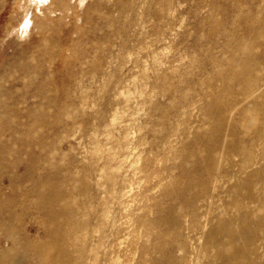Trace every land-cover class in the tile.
<instances>
[{
    "label": "rangeland",
    "instance_id": "374dc122",
    "mask_svg": "<svg viewBox=\"0 0 264 264\" xmlns=\"http://www.w3.org/2000/svg\"><path fill=\"white\" fill-rule=\"evenodd\" d=\"M3 146L79 264H218L231 220L264 264V0H0ZM0 166L23 264L53 226Z\"/></svg>",
    "mask_w": 264,
    "mask_h": 264
},
{
    "label": "bare ground",
    "instance_id": "6f19581e",
    "mask_svg": "<svg viewBox=\"0 0 264 264\" xmlns=\"http://www.w3.org/2000/svg\"><path fill=\"white\" fill-rule=\"evenodd\" d=\"M11 150L13 149L8 148L7 146L0 147V165L5 164L8 170L13 173L8 179L12 193L16 196L17 194L20 196H29V192L36 193L38 195L37 209L45 218L43 224L53 226L52 230L48 229V231L44 233L46 239L41 245L31 246L29 243L22 244L24 249H31L33 251L31 257L27 258L23 264H79L84 252L78 250L77 252L79 256L76 259L74 253L66 248V242L69 239L68 236L70 233L74 230L78 231L83 224L66 226L60 222V193L55 190L52 196H44L37 189L38 184L42 183L46 177L44 180L33 179L31 189H29V187L22 188V181L27 178L29 182V174L31 175L32 172L28 167L27 170L25 169L24 174L18 173L19 168L23 165L21 164V159L19 157L9 158L6 155V153L9 154ZM16 151H19V149H16ZM3 176L5 175L0 170V180H3ZM21 200L22 199L18 198L3 202L0 199V231L8 230L9 232L10 230L9 236L7 237L8 241L12 240V237L15 236H19V240H21L22 237L20 238V236L24 234L21 231V228L23 227V222L28 218L26 212L29 210V203ZM16 210H21L22 213H16ZM64 213H66L68 220L73 219L70 213ZM233 222L234 220L229 222L221 221L220 224L222 229L217 231L218 234L221 233L227 237L226 244L233 247V252H229L226 249H217L219 247L218 244L211 242V246L216 249V257L219 260L218 264H252L253 261L251 260L249 251H247L249 243H247L248 240L245 239L247 238V232H245L244 229H232L230 226ZM14 245H17V243H14ZM15 250L16 249H12L11 251L5 252L1 248L0 264H20L16 258L19 253Z\"/></svg>",
    "mask_w": 264,
    "mask_h": 264
}]
</instances>
